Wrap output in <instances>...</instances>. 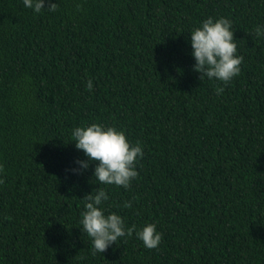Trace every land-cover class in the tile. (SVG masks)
<instances>
[{"label":"trees","instance_id":"1","mask_svg":"<svg viewBox=\"0 0 264 264\" xmlns=\"http://www.w3.org/2000/svg\"><path fill=\"white\" fill-rule=\"evenodd\" d=\"M54 2L0 0V264H264V0ZM208 16L231 20L243 57L226 84L192 68ZM91 123L141 143L127 188L70 171L71 130ZM98 187L159 245L133 232L93 255L79 219Z\"/></svg>","mask_w":264,"mask_h":264},{"label":"clouds","instance_id":"2","mask_svg":"<svg viewBox=\"0 0 264 264\" xmlns=\"http://www.w3.org/2000/svg\"><path fill=\"white\" fill-rule=\"evenodd\" d=\"M22 3L35 14L45 9H57L54 0H22ZM253 31L258 39L264 38V25H257ZM235 40L231 20L223 16H208L190 30L188 43L190 55L194 58L192 68L200 73L201 80L215 79L226 84L239 75L243 57L237 54ZM92 86V81L88 80L86 87L91 89ZM71 136L75 148L82 151L85 157L74 162L76 167L70 169L72 173L87 170L94 163L92 175L100 184L124 188L137 177L135 165L137 159L143 156L142 146L139 141L130 143L123 130L107 124H82L71 130ZM3 182L0 177V183ZM108 199V194L100 187L81 198L83 209L80 212V230L90 237L93 255L103 253L118 238L132 236L133 232L145 248L153 249L159 245L161 233L155 223L145 222L140 227L127 226L118 213L103 207ZM129 206L125 202L124 207Z\"/></svg>","mask_w":264,"mask_h":264}]
</instances>
